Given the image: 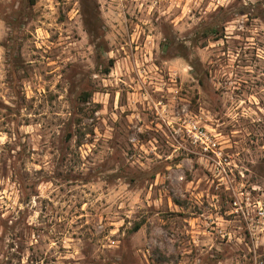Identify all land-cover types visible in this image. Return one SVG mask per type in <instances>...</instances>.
I'll return each instance as SVG.
<instances>
[{
    "label": "rangeland",
    "instance_id": "obj_1",
    "mask_svg": "<svg viewBox=\"0 0 264 264\" xmlns=\"http://www.w3.org/2000/svg\"><path fill=\"white\" fill-rule=\"evenodd\" d=\"M0 264H264V0H0Z\"/></svg>",
    "mask_w": 264,
    "mask_h": 264
},
{
    "label": "built area",
    "instance_id": "obj_2",
    "mask_svg": "<svg viewBox=\"0 0 264 264\" xmlns=\"http://www.w3.org/2000/svg\"><path fill=\"white\" fill-rule=\"evenodd\" d=\"M181 133L195 152L217 171L225 172L224 149L219 133L198 119L184 120Z\"/></svg>",
    "mask_w": 264,
    "mask_h": 264
}]
</instances>
